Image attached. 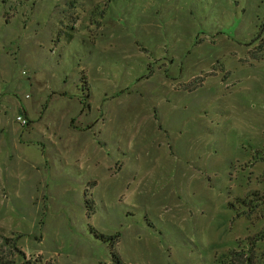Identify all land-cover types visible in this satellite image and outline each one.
I'll return each mask as SVG.
<instances>
[{"label": "rangeland", "instance_id": "rangeland-1", "mask_svg": "<svg viewBox=\"0 0 264 264\" xmlns=\"http://www.w3.org/2000/svg\"><path fill=\"white\" fill-rule=\"evenodd\" d=\"M253 193L264 0H0L1 263L221 264Z\"/></svg>", "mask_w": 264, "mask_h": 264}, {"label": "trees", "instance_id": "trees-1", "mask_svg": "<svg viewBox=\"0 0 264 264\" xmlns=\"http://www.w3.org/2000/svg\"><path fill=\"white\" fill-rule=\"evenodd\" d=\"M252 199L246 200H238L242 206L248 210L249 213L254 209H256L254 203H262L264 200H260L257 194L251 196ZM98 239H100L103 243L109 242L110 238L106 237L102 234H95ZM264 241V232L259 233L254 239H250L249 245H247L246 250L241 248L240 250H232L224 255L221 259V264H264V246L259 249L257 248L258 244ZM114 263H120L119 259H114ZM0 264H10L8 262H3Z\"/></svg>", "mask_w": 264, "mask_h": 264}, {"label": "built area", "instance_id": "built-area-1", "mask_svg": "<svg viewBox=\"0 0 264 264\" xmlns=\"http://www.w3.org/2000/svg\"><path fill=\"white\" fill-rule=\"evenodd\" d=\"M17 120L20 123V125H22V126H25L27 124V120L22 115H19L17 117Z\"/></svg>", "mask_w": 264, "mask_h": 264}]
</instances>
